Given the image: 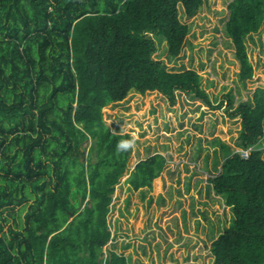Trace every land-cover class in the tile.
Here are the masks:
<instances>
[{"label":"trees","instance_id":"1","mask_svg":"<svg viewBox=\"0 0 264 264\" xmlns=\"http://www.w3.org/2000/svg\"><path fill=\"white\" fill-rule=\"evenodd\" d=\"M204 0H0V264H129L104 249L114 185L131 140L105 123L102 109L128 92L157 91L170 103L187 92L204 105L224 104L240 118L237 145L209 177L232 219L212 240V264H264V86L245 100L213 104L192 68L168 69ZM180 10V13H179ZM223 32L238 63L253 74L246 37L264 20V0H229ZM165 157L138 160L125 183L151 187Z\"/></svg>","mask_w":264,"mask_h":264},{"label":"rangeland","instance_id":"2","mask_svg":"<svg viewBox=\"0 0 264 264\" xmlns=\"http://www.w3.org/2000/svg\"><path fill=\"white\" fill-rule=\"evenodd\" d=\"M229 0H204L197 12L180 20L189 25L179 53L168 59L164 41L157 42L155 58L171 70L192 68L213 103L233 95L247 99L264 86V20L246 37L253 74L238 80V63L223 32ZM170 103L161 93L128 92L117 103L103 107L105 123L132 136L126 170L114 185L106 221L110 240L104 249L127 257L129 264H212L210 245L232 219L209 177L216 174L230 151H236L240 118L228 117L224 104L211 108L187 92L175 91ZM264 157V137L259 140ZM158 152L163 170L151 187L137 190L125 183L134 164Z\"/></svg>","mask_w":264,"mask_h":264},{"label":"clouds","instance_id":"3","mask_svg":"<svg viewBox=\"0 0 264 264\" xmlns=\"http://www.w3.org/2000/svg\"><path fill=\"white\" fill-rule=\"evenodd\" d=\"M132 143L133 142L131 140H123V141L119 142L118 149L127 150L128 148H130L132 146Z\"/></svg>","mask_w":264,"mask_h":264},{"label":"built area","instance_id":"4","mask_svg":"<svg viewBox=\"0 0 264 264\" xmlns=\"http://www.w3.org/2000/svg\"><path fill=\"white\" fill-rule=\"evenodd\" d=\"M250 149H251V147H248L245 149L238 148L236 151H238L242 157H247V154H248Z\"/></svg>","mask_w":264,"mask_h":264}]
</instances>
